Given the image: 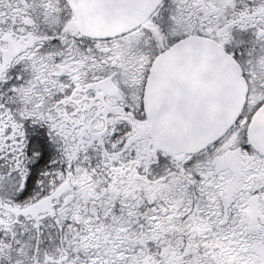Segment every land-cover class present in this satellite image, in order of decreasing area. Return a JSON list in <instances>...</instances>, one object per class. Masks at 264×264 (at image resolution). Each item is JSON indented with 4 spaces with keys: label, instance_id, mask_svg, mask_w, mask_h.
Wrapping results in <instances>:
<instances>
[{
    "label": "snow or ice",
    "instance_id": "1",
    "mask_svg": "<svg viewBox=\"0 0 264 264\" xmlns=\"http://www.w3.org/2000/svg\"><path fill=\"white\" fill-rule=\"evenodd\" d=\"M0 264H264V0H0Z\"/></svg>",
    "mask_w": 264,
    "mask_h": 264
}]
</instances>
